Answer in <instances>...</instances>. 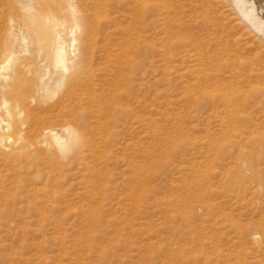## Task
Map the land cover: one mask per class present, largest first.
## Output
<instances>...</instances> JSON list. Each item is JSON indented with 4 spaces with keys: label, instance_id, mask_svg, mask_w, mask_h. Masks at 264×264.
I'll use <instances>...</instances> for the list:
<instances>
[{
    "label": "rangeland",
    "instance_id": "1",
    "mask_svg": "<svg viewBox=\"0 0 264 264\" xmlns=\"http://www.w3.org/2000/svg\"><path fill=\"white\" fill-rule=\"evenodd\" d=\"M143 1L137 12L114 0L120 26L98 34L91 52L90 87L127 109L115 129H100L111 140L96 133L89 102L53 121L79 127L87 150L57 163L40 150L30 162L0 152V264H264V40L230 0ZM254 2L264 16V0ZM13 4L0 14V48L7 17L21 12ZM29 23L20 30L42 47L28 58L33 76L57 96L28 108L53 114L71 69L62 77L50 64L55 35ZM121 39L128 63L118 77L104 70L105 48Z\"/></svg>",
    "mask_w": 264,
    "mask_h": 264
},
{
    "label": "bare ground",
    "instance_id": "2",
    "mask_svg": "<svg viewBox=\"0 0 264 264\" xmlns=\"http://www.w3.org/2000/svg\"><path fill=\"white\" fill-rule=\"evenodd\" d=\"M10 1L8 2L11 3L13 0ZM143 2V0H131L128 5L132 4L130 6L132 10L142 12ZM228 2L232 5L235 13L239 17V21H244L251 31L264 40V16L259 12L254 0H230ZM13 3L19 6L21 12L17 18L15 16L16 14L18 15V12H12L15 14V16L13 15L14 17H7L6 20L10 23V32L9 35H7L9 39L7 43L9 44H5L0 48V152L6 155V158L14 162H30L35 159L37 151L40 150L45 154L44 158L46 159V163H51L52 159L57 163L60 162L62 155H66L67 157L80 150H87V144H84L82 140L83 136L79 131V127L78 129L75 125L70 123H63L59 126L55 125L56 123H53V121L59 122L64 120L67 115L64 109L73 108L75 106L85 109L89 102H92V105L96 106L95 110H92L91 107L88 106V112L96 114H94L93 117L96 118L94 119V126L96 125L95 127H97V129H94L97 131L96 133L99 135L100 139L106 138L107 142H109L111 140L110 138L113 136V133H111L112 131L110 130L111 132H108V134L102 135L100 131L103 132V130L100 129L105 128L108 130L111 129L110 127L115 129L118 125V115L124 114L127 109L124 108V105L121 104L119 100L110 98L102 99L90 87L91 85H95L94 78L96 75L91 64V52L92 49H94V44L97 42L96 36L98 34L103 33L105 36L111 35L113 33L112 27L120 26L115 19L110 18L112 11L111 7L114 5V0H68L66 5L62 3L57 4V2H55V4L50 0H14V2L9 5L0 1V14L5 13L4 10L6 8L4 7L6 6H9L10 11L14 9L13 7L15 6ZM259 8H261V6ZM8 11L7 9L6 12ZM12 13L10 16H12ZM66 18H69L72 22L68 32L70 34V43L61 38L63 25L67 22ZM31 21L35 22V29H37L41 35H46L48 33L55 35L56 46L51 55L50 64L61 72L62 77L65 71L71 69L69 70L70 74L67 78V85L60 91V100L57 99L58 102L51 105L52 109L57 108V112L53 114H31L28 108L30 102L35 101L34 104H36L37 101H42L43 95L46 96L47 94L49 97V94H56L54 91L55 89L53 90L51 87L49 89V87H46V83H43L44 77L40 75L39 80L36 79L38 82L35 80L33 73H37L36 69H31L33 65L28 62V58L33 56L36 51H38V54L41 53L40 51L42 48L40 43H38V45L34 44L37 47H30L31 42L28 39V34L20 30L23 29L24 26H28ZM13 26H18V33L12 29L15 28ZM127 32L128 31H126V33ZM32 40L33 39H31V41ZM121 40V45L117 46V48L114 49L115 51L105 48L106 61L104 62V70H106L109 75L114 73L113 75H117L118 77L119 75H125L124 66L122 65L128 63L127 60H125L128 44L125 45L123 39ZM69 48L76 51V61L74 65L70 63L71 66L68 65L70 59L68 58ZM101 48L103 50V47ZM117 55H121V63L117 62ZM108 62L110 64H108ZM73 69L75 70L73 71ZM37 70H39V68ZM28 75H31L30 78H28ZM117 76L115 77L118 78ZM81 83H84L87 88L89 87L90 89L88 88L86 91L81 92ZM112 92L114 91L112 90ZM110 94L112 93L109 92V95ZM41 110L42 109H40V111ZM37 111H39V109ZM31 116H34V118H30ZM95 134L93 133V136ZM34 150H36V153Z\"/></svg>",
    "mask_w": 264,
    "mask_h": 264
}]
</instances>
